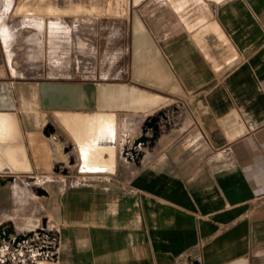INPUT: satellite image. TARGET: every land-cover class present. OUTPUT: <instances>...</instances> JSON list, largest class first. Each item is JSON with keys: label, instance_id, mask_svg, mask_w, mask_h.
I'll return each mask as SVG.
<instances>
[{"label": "crops", "instance_id": "obj_1", "mask_svg": "<svg viewBox=\"0 0 264 264\" xmlns=\"http://www.w3.org/2000/svg\"><path fill=\"white\" fill-rule=\"evenodd\" d=\"M2 98L32 166L47 126L78 165L83 138L114 143L51 183L57 256L37 264H264V0H0Z\"/></svg>", "mask_w": 264, "mask_h": 264}, {"label": "rangeland", "instance_id": "obj_2", "mask_svg": "<svg viewBox=\"0 0 264 264\" xmlns=\"http://www.w3.org/2000/svg\"><path fill=\"white\" fill-rule=\"evenodd\" d=\"M12 3L13 1L8 3V9L12 7ZM26 94L28 93L21 90V98H25L24 96ZM157 118L159 120L160 116H157ZM61 120L64 124L69 123L64 118ZM143 129L142 136L146 137L147 141L143 143L142 139L138 138L139 143L136 147L134 146V142L132 147L127 148L123 153V156L127 158V160H136L139 156V152L135 150L151 142L153 129ZM73 133L76 134L74 131ZM147 133L149 134L148 136L146 135ZM41 134L42 135L38 134L32 137L31 140V150L35 161L33 169L38 172V175L34 170L31 173H0L1 215L6 213L12 214L7 217L8 221L5 220L0 224V257L7 254L6 258H10L16 264L18 262L17 253L21 251L20 249L16 251L17 247H15L18 237L27 236L25 243L22 245L31 248L35 244H42L47 239V235L50 234V230L56 233L52 227L51 221H49L47 210L41 209V204L39 205L40 201L50 199L51 193L48 189L51 183H54L56 188H63L65 184L69 186L77 182V180H75L77 171H97L98 163H91L92 158L95 162L97 161L96 154L99 153L98 147H108L105 145L106 143L103 137L99 136V134L93 139L86 140L83 138L84 144L79 148L81 162L78 165L77 154L73 148L68 146L67 143L65 144L64 136L60 139L63 143L61 147L56 139L51 137H55L56 134L51 126L45 127ZM47 138H52L50 140L51 143ZM51 144L55 147L54 151L58 156L56 159L59 160L60 163H53V159L55 158L53 150L51 149ZM105 151L108 152L109 150ZM131 152H133L134 155ZM64 154H67V156ZM41 173L51 174L49 175L50 178H44ZM85 182L91 183L96 181ZM21 224L24 225L26 231H21L17 228L20 227L19 225ZM13 240H16L14 244Z\"/></svg>", "mask_w": 264, "mask_h": 264}, {"label": "bare ground", "instance_id": "obj_3", "mask_svg": "<svg viewBox=\"0 0 264 264\" xmlns=\"http://www.w3.org/2000/svg\"><path fill=\"white\" fill-rule=\"evenodd\" d=\"M51 90H57L59 95L62 96H64L69 91L68 88L64 86L58 88L46 86L44 87V97L45 95L48 96V92H51ZM130 99L131 105L133 107L136 106V109H140L142 111H145L149 107L156 106L162 101L157 97L150 96L145 93H138L136 97H132ZM6 103L7 100L2 98L0 100V107L2 105L5 106ZM122 106L129 107V104ZM105 145L112 148L114 143H106ZM31 164L27 158L26 150L22 144V136L19 130L16 115L12 113L0 112V173H30L34 170Z\"/></svg>", "mask_w": 264, "mask_h": 264}, {"label": "built area", "instance_id": "obj_4", "mask_svg": "<svg viewBox=\"0 0 264 264\" xmlns=\"http://www.w3.org/2000/svg\"><path fill=\"white\" fill-rule=\"evenodd\" d=\"M47 236V239L42 244H35L31 248L22 245L25 243L26 238L18 240L15 244V247H17L16 251H18V249L21 251H18L17 253V264H37V262L40 261H53L57 256L58 234L50 231V234ZM15 241L13 240V244ZM6 257L7 254L0 257V264H16L10 258ZM186 264L195 263L193 260L189 259L186 261Z\"/></svg>", "mask_w": 264, "mask_h": 264}, {"label": "water", "instance_id": "obj_5", "mask_svg": "<svg viewBox=\"0 0 264 264\" xmlns=\"http://www.w3.org/2000/svg\"><path fill=\"white\" fill-rule=\"evenodd\" d=\"M157 121H158V118L157 117H153V118H150L149 120L146 121L145 125H144V128H151L153 129V135H152V138H151V141L155 138V136L157 135ZM139 139H142L143 143H145L147 141L146 137L144 136H141ZM139 139H137L134 143V146L136 147L139 143ZM133 153V152H131ZM134 155V153H133ZM27 236H20L17 238V241L18 240H22L24 238H26ZM230 264H246V262L243 260V261H236V262H233V263H230Z\"/></svg>", "mask_w": 264, "mask_h": 264}]
</instances>
